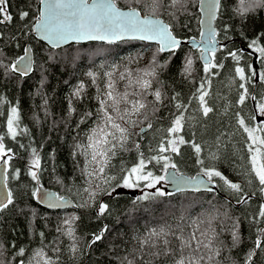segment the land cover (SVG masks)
Returning <instances> with one entry per match:
<instances>
[{"label": "trees", "instance_id": "1", "mask_svg": "<svg viewBox=\"0 0 264 264\" xmlns=\"http://www.w3.org/2000/svg\"><path fill=\"white\" fill-rule=\"evenodd\" d=\"M199 1L185 0L183 5L172 6L170 0H162V7L156 16L169 22L175 35L183 39L199 37ZM118 5L127 7L128 0H118ZM39 6V0H9L8 11L13 20L0 24V31L5 34V39L0 40V59H3L4 64H10L20 56L28 43L32 45L35 57L34 70L27 76L0 68V137L3 138L0 142L6 148H11L14 154L7 168V181L14 204L0 213V261L3 264H20L21 261L23 264H37V261L44 264V260L35 255L43 249L54 264H119L121 258L138 247V239L151 229L164 227L177 234L182 229L187 236L195 230L193 222L198 223L200 231H203L208 227V220L218 215L213 227L218 232L223 229L220 239L230 249L218 258L220 264H245L248 253L254 248L259 227L251 218L264 204V194L260 192L261 186L251 173L247 133L237 123V114L245 118L246 124L260 123L257 118H250L253 115L256 117L257 102L264 96V80L260 78L264 73V56L257 51L259 78L256 79V75H251L253 71L256 73L252 54L242 49V46L252 45L251 48L255 50L264 47V8L255 7L241 15L237 11L240 0H221L215 25L217 37L222 43L217 48L213 62L222 63L224 67L213 70L218 75H211L204 70L200 49L189 44H183L174 56H170L167 51L158 52L157 43L141 40L111 43L87 41L50 46L34 33V23L39 15L36 9ZM23 11H28L30 15L21 20L20 13ZM148 11L145 9L143 14H148ZM13 36L15 40L8 39ZM253 41H256L255 45ZM229 50L239 51V63L227 56ZM154 54L164 67L156 68L158 75L153 79V87L143 97L148 104L144 110L148 118L144 119V115L132 117L137 123L135 127L129 126L133 133L127 145L129 150L118 153L112 160L113 168L109 175L116 179L109 185L100 184V189L106 188L108 194L101 192L95 202L88 201L84 189L89 185L86 175L82 173L85 159L77 155L74 161L72 152L74 144L84 142L89 129L99 122V98L108 80L105 74L113 71V66H118L120 72H124L125 68L131 69L133 77L142 75V70L153 67L151 60ZM188 57L193 60L191 75L183 72ZM237 66L245 68L246 83L236 74ZM88 73L93 74L95 82ZM201 81L205 82L209 95L218 86V81H223L221 111L215 117L214 129L209 131L218 140L219 152L215 150L212 154L207 153L209 140L202 138L195 128L198 116L199 121L202 120L200 102L194 97ZM241 83H245L249 93L244 104L238 103L243 92L239 87ZM81 84L84 87L77 97L74 91ZM126 84L127 80L119 81V90L123 91ZM229 86L231 90L228 92ZM156 88L163 94V103L156 102L151 94ZM133 90L128 89L129 92ZM209 95L206 100L207 106L211 107ZM178 101L187 107L183 113L184 127L179 135L186 141L200 144L202 151L199 154L190 143L180 146L179 155L157 151L162 141L172 137L167 129L171 127L175 115L180 114L175 107ZM13 107L18 109L20 117L15 139L7 129V120ZM88 113L92 115L89 117ZM149 123L152 127L142 133L141 128ZM136 143L140 145L138 150L133 146ZM32 148H36L40 156V184L55 189L60 195L70 196L77 206L50 209L32 196L36 182L27 174L33 159ZM140 152L149 158L153 155H169L171 162L177 165V170L188 174L202 172L205 167H215L228 179L244 186L248 202L237 204L236 194L228 191L219 178H214L218 190L213 192H169L163 189L164 180L154 188L145 187L143 181L139 187H132L134 189L126 187L122 182L124 171L137 162ZM214 156L218 159H213ZM198 160L203 161V164L198 163ZM16 169L21 172L18 179L13 178ZM147 170L154 175H163L165 171L162 162L157 164L155 161L147 166ZM57 179L61 182L58 183ZM157 188L166 195L140 199L145 194L155 193ZM78 201L83 204L88 201L91 206L78 207L82 205ZM100 202L109 204V211L105 215H98ZM225 211L229 217L239 218L241 241L234 248L228 231L232 221L225 219ZM73 216L79 217L71 225L77 238L75 253L70 250L74 241L67 235V226L63 223L66 218ZM105 227L108 231L104 232V238L92 244L94 234H99ZM58 228L61 231H57ZM176 243L173 238V244ZM54 248H59V251L54 252ZM20 249H24L23 254ZM166 259L161 258L156 264H162ZM252 264H264V250L257 249Z\"/></svg>", "mask_w": 264, "mask_h": 264}, {"label": "snow or ice", "instance_id": "2", "mask_svg": "<svg viewBox=\"0 0 264 264\" xmlns=\"http://www.w3.org/2000/svg\"><path fill=\"white\" fill-rule=\"evenodd\" d=\"M8 3L9 0H0V24L13 20V16L8 11ZM184 3L185 0H170L172 6L177 4L183 5ZM201 3H203V0H201ZM246 3L248 6H246ZM39 5L36 9L39 15L35 20V31L41 36V39L48 41L54 47H59L62 43L69 40H104L111 43L116 40L133 38L155 40L159 44L158 52L167 51L170 56H174L182 44L181 39L173 34L172 25L154 18L157 11L162 7V0H128L126 10L118 6V0H39ZM220 7L221 0H209L206 6L209 23L215 17ZM255 7L264 8V0H240V7L237 11L243 15ZM145 9L149 10L148 15L143 14ZM29 15L28 11H23L20 13V19L23 20L29 17ZM25 28H27V25H25ZM215 36L214 30L209 31L207 43L202 48L199 45H195L200 49V58L205 61V72L211 75H218L213 70L224 67L222 63L213 62L217 51ZM3 39H5V34L0 31V40ZM8 39L15 40L16 37L13 36ZM252 44L255 45L256 41H253ZM256 51L264 56V47H257ZM30 53L31 49L25 48L24 55L19 56L16 61L7 65L4 64L3 59H0V68H3L6 72L10 70L13 73L27 76L32 71V57ZM227 56L232 57L237 63L241 59L239 51L229 50ZM151 64L153 65L151 69L142 70L143 74H137L135 77H133L131 69L125 68L124 72H120L118 66H113V71L105 74L108 80L103 95L99 98L100 107L97 113L99 122L89 129L85 135L84 142L78 141L74 144L72 152L74 161L77 155L85 159V168L82 169V173L86 175L89 185L84 189V192L88 194V201L95 202V198L101 192L108 194L106 188L100 189V184L109 185L111 181L116 179L115 176L109 175V172L113 168L112 160L118 153L129 150L127 145L133 135L129 126L135 127L137 123L132 117L144 115V119L148 118L144 113L148 104L144 101L143 97L149 94L148 90L153 87V79L158 75L156 68L162 69L164 67V65L158 63L155 54L152 57ZM192 64L193 60L190 57L186 58V66L183 70L184 74L191 75ZM235 72L238 74L240 80L246 83L245 68L237 66ZM88 75L92 76L93 82H95L93 74L88 73ZM251 75L254 76L256 73L253 71ZM260 78L264 80V73L260 75ZM125 80H127V84L124 86V90L120 91L118 82ZM245 83L239 85L243 89V92L239 96V104H244L249 95ZM83 87L84 85L81 84L75 89L74 95L79 97ZM130 88L134 90L129 92L128 89ZM135 89H139V91ZM151 94L154 96L156 102L163 103V94L159 88L153 90ZM208 95L206 84L204 81H201L196 93H194V97L199 100L204 116L213 111L211 107L207 106L206 97ZM172 99L175 100L177 97H173ZM252 99L255 100L256 98L252 97ZM175 107L179 110L180 114L175 115L171 127L167 129V132L172 134V137L166 138V141H162L157 151L159 153L171 152L174 155H179L180 146L190 143L197 154L201 153L202 148L200 144L194 141H186L182 135H179L184 127L185 117L183 113L187 111L186 105L178 101ZM257 108L261 117H264V96L257 102ZM156 110L158 111V109ZM73 111L75 110L73 109ZM87 115L90 117L92 114L88 113ZM237 116V123L243 132L247 133V149L251 154V173L254 174L261 186L260 192L264 194V119H261L258 124L250 125L246 124L243 116L239 114ZM19 118L18 109L13 107L11 109V116L7 120L8 133L13 139L17 136ZM250 119L255 120V115ZM118 121H123L124 123L122 124ZM148 127H152L151 123L148 124ZM140 131L143 132V129ZM2 139L0 137V141ZM133 146L137 150L140 148L138 143ZM31 152L33 159L31 166L27 169V174L36 182L32 196L41 202L47 203L49 207H63L68 203L67 199L62 195L44 190L40 184L39 172L42 171L40 156L36 148H32ZM13 155V150L6 148L4 143L0 142V161L3 162L5 167L9 166ZM213 159H218V157L214 156ZM153 161L157 164L162 162L165 171L168 168L175 169L177 167L175 163L171 162L169 155H153L149 158L140 152L137 162L131 168L124 171L122 178L123 185L129 188L139 187L140 182L143 181L145 187L154 188L155 185L167 179L179 188L181 185L192 184L194 180L197 191L202 186L207 191L213 192L214 189L208 185L215 182L214 178H219L228 191L236 194L237 204H246L248 202L245 199L248 193L245 192L244 186L239 182L228 179L215 167H205L202 169L203 177L207 178L205 180L204 178H186L179 173L154 175L153 172L147 170V166L153 163ZM198 163L203 164V161L198 160ZM3 176L4 173L0 172V177ZM20 176V170H14L13 178L18 179ZM57 182L60 183L61 181L57 179ZM119 186L118 183L117 187ZM156 195L163 196L166 193L157 188L155 193L145 194L140 199L148 200L154 198ZM168 195H171V193H168ZM88 201L85 204L78 205V207L91 206ZM13 204L12 191L10 189H0V213ZM108 211L109 204L100 202L97 208L98 215H105ZM223 215L226 220L231 219L232 221L228 231L231 237V246L234 248L241 241L239 218L229 217L227 211ZM218 218L217 215L209 219L208 227L203 231H200L198 223L193 222L195 230L191 231L187 236L184 235L182 229L179 234L164 227L151 229L143 238L138 239V247L133 248L129 255L121 258L119 264H156L161 258H167L162 264H169V262L170 264H220L218 258H221L223 253L230 249L220 239L223 229L218 232L213 227V221ZM77 219L79 217L73 216L63 221L64 225L67 226V235L74 241L70 249L74 253L77 250L75 243L77 238L75 230L71 225ZM251 219L259 227H257L254 248L248 253L245 264H252V256L255 255V249L264 250V204L260 205L257 214ZM200 223H203V221H200ZM57 231H61V229L58 228ZM106 231H108L107 227L99 234H94L91 243L95 244L97 241L102 240ZM41 236H43V233H41ZM173 238L177 242L175 245L173 244ZM53 251L58 252L59 248H54ZM23 252L24 249H20V253L23 254ZM35 255L43 259L44 264H54L51 257H46L43 249L37 251ZM0 264H3V262L0 261ZM20 264H23V261ZM37 264H40V262L37 261Z\"/></svg>", "mask_w": 264, "mask_h": 264}, {"label": "water", "instance_id": "3", "mask_svg": "<svg viewBox=\"0 0 264 264\" xmlns=\"http://www.w3.org/2000/svg\"><path fill=\"white\" fill-rule=\"evenodd\" d=\"M208 3H209V0H203V3H201V0H200L199 1V5H198L199 6V10H200V15H201L200 16V26H201L200 36L199 37H191V38H188V39H183V38L178 36V38H180L181 41H182L181 46L183 44H189V45H192L193 47H196L195 45H199L202 48L207 43V41L209 39V37H208L209 31H213V30L216 33L215 39L217 41V48L222 43L217 37V28H216V25H215V21H216L217 16H218V11H217L215 17L209 23V17H208V13L206 11V6H207ZM118 6L123 8V9H125V10L127 8V7H123V6H120V5H118ZM145 15H148V14H145ZM154 18H158L161 21H163L164 23L170 24L169 22H167L161 16H156ZM34 33H35L37 38L41 39V36L38 35L37 32L35 31V23H34ZM173 34L175 35L174 31H173ZM41 40H43V39H41ZM121 40H141V39L125 38V39H121ZM43 41H45L50 46H53L48 41H46V40H43ZM87 41H104V40H81V41L69 40V41H67L65 43H62L60 46H63V45H66V44H69V43H72V42L81 43V42H87ZM116 41H120V40H116ZM141 41H146V42H151V43H157L158 44V42L155 41V40H141ZM105 42H108V41H105ZM25 48H30L31 49V53H30V55L32 57V71L31 72H33L34 66H35V57H34V52H33V49H32V45L30 43H28L25 46ZM242 49L247 50L249 53L252 54V65L256 69V79H258L259 78V70H258V67H259V60H258L259 53L255 49H253L251 47L242 46ZM21 55H24V52ZM18 57L15 58L12 62L16 61L18 59ZM202 61L205 63L204 59H202ZM31 72L29 74H31ZM256 118H257V120L264 119V117H261V118L258 117L257 110H256ZM141 129H143V132H144L145 130L148 129V126H143ZM7 168L8 167H5L3 162L0 161V172L4 173V176L0 177V189H3V190L10 189V187L8 185V181H7L8 180ZM172 173L182 174L186 178H198V179L199 178H204L205 180L207 179L206 177H203V172H196L195 174H188V173H186L184 171H178L177 168H175V169L168 168L166 171H164V175H170ZM164 182L165 183L163 184V189H165V190H167L169 192L184 191V190H196V183H195L194 180L192 181V184H190V185H181V186H179V188L175 184L170 183L167 179L164 180ZM208 186L213 188L214 190H218V185H217L216 181L214 183H210ZM43 189L48 191V192L60 195L55 189L47 188L45 186H43ZM201 190H206V189L201 186L199 191H201ZM62 196H64L67 199L68 203L66 205H64L63 207H59V208L49 207V205L47 203L41 202V201H39L37 199L36 200L41 205H43V206H45L47 208H50V209H65V208H68V207L77 206V202L73 198H71L68 195H62ZM254 256L255 255H253L252 258H254Z\"/></svg>", "mask_w": 264, "mask_h": 264}, {"label": "rangeland", "instance_id": "4", "mask_svg": "<svg viewBox=\"0 0 264 264\" xmlns=\"http://www.w3.org/2000/svg\"><path fill=\"white\" fill-rule=\"evenodd\" d=\"M223 80V78H222ZM224 81V80H223ZM223 81H218V86L215 87L212 92L210 93L209 97L211 100V108L213 109L212 112H210L207 116H204L203 113H200V118L202 119L201 121H199V116L197 118L198 120V124L195 126V128H197V132L198 134H200V136L202 138L208 139L209 140V145L207 148V153L208 154H212L215 150L219 152V147L217 144L216 139H214L215 135L212 136V132L210 134V129L213 130L215 127V117L219 115V112L221 111V107H220V103L223 97V94L221 92V88L223 85ZM231 90V87H228V92ZM227 93L225 94V97H227ZM258 108H256L257 110ZM258 113V117L261 118V115L259 113V111L257 110ZM201 129H203V133H201ZM222 148H220V152H221ZM164 175V174H163ZM134 189V188H131ZM80 204H83L82 201H78Z\"/></svg>", "mask_w": 264, "mask_h": 264}, {"label": "flooded vegetation", "instance_id": "5", "mask_svg": "<svg viewBox=\"0 0 264 264\" xmlns=\"http://www.w3.org/2000/svg\"><path fill=\"white\" fill-rule=\"evenodd\" d=\"M257 121H261V119L260 120H257ZM257 237V236H256ZM256 239V238H255ZM257 251V249H255V252ZM255 255H256V253H255ZM255 257V256H254ZM253 259V258H252Z\"/></svg>", "mask_w": 264, "mask_h": 264}, {"label": "bare ground", "instance_id": "6", "mask_svg": "<svg viewBox=\"0 0 264 264\" xmlns=\"http://www.w3.org/2000/svg\"><path fill=\"white\" fill-rule=\"evenodd\" d=\"M251 99V98H250ZM252 105V104H251ZM258 110V109H257ZM93 231V230H92ZM88 235V234H87ZM131 245V244H130ZM77 251V250H76Z\"/></svg>", "mask_w": 264, "mask_h": 264}]
</instances>
